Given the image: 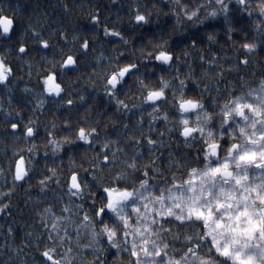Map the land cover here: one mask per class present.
Here are the masks:
<instances>
[{
	"label": "clouds",
	"instance_id": "obj_1",
	"mask_svg": "<svg viewBox=\"0 0 264 264\" xmlns=\"http://www.w3.org/2000/svg\"><path fill=\"white\" fill-rule=\"evenodd\" d=\"M0 264H264V0H0Z\"/></svg>",
	"mask_w": 264,
	"mask_h": 264
}]
</instances>
